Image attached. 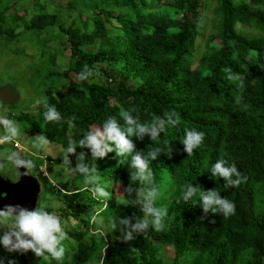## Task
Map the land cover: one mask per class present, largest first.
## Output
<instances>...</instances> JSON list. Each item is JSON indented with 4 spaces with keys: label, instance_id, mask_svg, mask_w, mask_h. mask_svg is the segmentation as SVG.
<instances>
[{
    "label": "trees",
    "instance_id": "obj_1",
    "mask_svg": "<svg viewBox=\"0 0 264 264\" xmlns=\"http://www.w3.org/2000/svg\"><path fill=\"white\" fill-rule=\"evenodd\" d=\"M77 6L68 1L63 9L71 13ZM104 6L96 8L90 20L78 14L67 26L56 25V13L41 10L24 20L18 33L14 27L24 17L10 15L15 26L5 30L7 39L29 34L40 38L43 47L57 33L67 43V60L73 62L72 69L49 72L48 78L61 76L63 84L52 82L57 85L46 84L42 91L43 99L60 112L61 121H45V109L39 105L30 127L59 147L56 156L45 161L61 165L70 139L78 142L110 116L123 123L122 110L131 111L141 123L175 110L179 124L169 126L159 140L133 138L138 151L146 154L159 147L166 154L150 162L159 195L165 196L162 200L158 196L156 205L168 206L165 228L158 232L150 227L124 242L123 229L118 225L112 231L108 222L133 214L142 217L139 206L117 205L111 195L104 208L103 201L80 187L73 195L76 202L70 200L60 209L62 220L87 224L91 211L100 213L104 225L90 222L85 230L66 229L69 239L63 242L62 261L45 260L31 251L10 254L2 245L0 259L4 264L9 260L28 264L34 259L40 264H264V0H111ZM3 19L0 12V26ZM54 27L56 32L43 38ZM96 40L95 52L82 49ZM84 65L98 74L95 79L71 80L68 72L78 77ZM229 67L243 77V87L239 80H228ZM185 129L205 133L203 143L190 156L180 143ZM80 152L86 153V163L91 161L90 149L77 147L76 153ZM221 157L234 162L246 182L225 190L222 178H212L208 171ZM69 159L74 168L76 155L70 154ZM123 160L113 152L95 161L101 183L111 194L116 186L117 198H126L124 189L130 183V168ZM41 165L36 160L39 177ZM163 178L168 180L166 186H162ZM73 181L84 184L80 175H74ZM190 182L205 190L218 189L221 197L235 204V214L227 218L205 214L199 203H192L198 197L185 204L182 196ZM51 190L53 196H60V190ZM163 247L171 248L168 262L160 258Z\"/></svg>",
    "mask_w": 264,
    "mask_h": 264
},
{
    "label": "clouds",
    "instance_id": "obj_2",
    "mask_svg": "<svg viewBox=\"0 0 264 264\" xmlns=\"http://www.w3.org/2000/svg\"><path fill=\"white\" fill-rule=\"evenodd\" d=\"M226 72L228 80H239V87H243V77L239 73H234L231 67L227 68ZM93 74V70L88 65H84L78 73V79L85 81ZM36 104L42 105L45 109L43 113L45 121H61L60 112L46 99H37ZM9 111V107L0 101V175L6 176L9 170L15 169L17 175L21 176L20 169L22 168L25 170L23 175H31L35 163L29 158L27 150H21L17 146L21 137V128L17 120L8 117ZM119 115L123 123H120L115 116H110L101 126L88 131L78 142L70 139L63 149L62 164L70 173L83 177V188L79 190L90 192L95 200L103 201L104 208H107L111 193L101 183V176L95 161L113 152L118 157L124 158L123 163L130 168V183L124 189L126 198L116 197V202L117 205L123 207L139 206V212L143 215L141 217L133 214L112 218L108 222V227L115 231L119 225L123 229L121 240L130 242L138 235L145 234L150 227L158 232L163 231L164 219L168 216L167 205L159 207L156 205L159 189L154 183V173L150 168V162L158 160L164 153L159 147H153L146 154L142 150L138 151L133 138L143 141L145 137H148L151 141H157L161 133H166L169 126L176 127L179 124V115L172 110L166 112L163 117L154 116L150 122L143 123L129 110H122ZM204 137L205 133L202 131L185 129L184 138L180 143L183 144V151L187 153V156L193 155L194 150L203 143ZM51 143L44 134H38L32 138V147L37 150H46ZM77 147L90 149V162H85L86 153H76ZM172 151L171 147V154ZM70 154L76 155L77 163L74 168L71 167ZM167 156L171 157V155ZM208 172L214 179H223L225 190L239 187L247 180L234 162L229 163L223 157L217 159ZM51 183L57 185L56 180H51ZM137 184L139 186L133 187ZM61 192L64 196H73L78 190L69 188ZM194 197H198V200L193 201ZM182 199L185 204L190 201H193V204L199 203L205 214L211 212L223 218L235 214V204L221 197L218 189L205 190L193 186L190 182L185 186ZM175 202L179 203V201ZM89 215L91 223L104 225V218L99 212L90 211ZM69 226L67 221L62 222L60 216L49 211L41 201H38L32 210L18 205H8L0 209V229L5 230L0 235V245L10 254H24L31 251L36 257L45 260L51 258L62 261L66 253L63 242L69 239L66 231ZM98 234L103 236L106 233L99 232ZM0 264H4L2 259H0ZM8 264H16V262L9 260Z\"/></svg>",
    "mask_w": 264,
    "mask_h": 264
},
{
    "label": "rangeland",
    "instance_id": "obj_3",
    "mask_svg": "<svg viewBox=\"0 0 264 264\" xmlns=\"http://www.w3.org/2000/svg\"><path fill=\"white\" fill-rule=\"evenodd\" d=\"M5 0H0L1 5ZM7 1V0H6ZM77 2V10L71 13L64 11L63 7L66 3ZM8 0L9 5L8 14H5L2 20V26H0V101L7 105L10 111L7 113L8 117L18 121L21 128V137L17 142V146L21 150H27L29 158L34 163L36 160L42 162V165L38 168L42 177H39L35 168L32 170L31 176L35 178L39 184L40 194L38 201H41L49 211L55 212L60 216L62 220V214L60 209H64L66 202H76L74 196H64L61 190L78 189L83 185H77L73 181L74 174L70 173L64 164L55 165L51 162H46L45 157L54 158L59 152V147L53 143L46 150H37L32 147V138L39 134L38 131L31 129V122L36 121V117L31 119V116H36V109L39 105L36 104L37 99H43L42 91L48 84L57 85V83H64L65 80L59 77H49V72H56L58 70L72 69L73 62L67 60L64 50L67 48V43L64 37L56 36L55 40H50L43 47L41 46L42 40L36 37H30L29 34H24L21 38L16 40L7 39L5 30H9L14 27L15 22H11L10 15L15 13L20 17H24L22 22H16L18 26L14 27V33L21 31V25L24 20H28L36 13L54 14L57 15V24H63L67 26L72 18L81 14L84 19L90 20L92 18V12L96 11V8L106 9L104 4L111 2V0ZM171 0H164V2H170ZM58 5V6H56ZM60 6V8H58ZM213 3H210L208 11L206 12L207 19L210 17L209 11L212 9ZM110 7V6H109ZM81 11V12H80ZM10 13V14H9ZM14 25V26H13ZM208 30L209 27L207 26ZM56 32L55 27L45 35L52 36ZM246 34H255L254 31L249 32L246 30ZM204 39L201 38L202 41ZM217 44V43H216ZM214 45V44H213ZM216 46V45H215ZM98 47V41L96 40L92 45H86L82 49L86 52H95ZM199 50V49H198ZM50 59V60H49ZM55 61V63H54ZM96 66V65H95ZM99 66L97 65L96 68ZM71 80L77 81L78 77L72 71L68 72ZM95 75H98L95 73ZM95 75L93 77L95 79ZM51 82V83H49ZM47 84V85H46ZM44 87V89H43ZM31 129V130H30ZM95 128H90L94 130ZM3 176L0 175V181ZM51 180H56L57 185H53ZM162 186L168 184V180L163 178L161 180ZM46 184H50L47 186ZM67 184V185H66ZM51 187L54 190H60V196L55 197L52 194ZM112 197L116 201V197L119 196L118 188L114 186L112 189ZM160 199H165L164 193L159 195ZM171 211V209H170ZM70 225L67 230L75 232V230H85L86 226H89L90 220L86 224L74 219L65 220ZM98 227V224H95ZM4 229H0V235H2ZM83 240V238H82ZM160 258L164 262L170 261L172 257V251L170 247H163L160 250ZM28 264H40L37 259L29 261ZM92 264V263H90Z\"/></svg>",
    "mask_w": 264,
    "mask_h": 264
},
{
    "label": "water",
    "instance_id": "obj_4",
    "mask_svg": "<svg viewBox=\"0 0 264 264\" xmlns=\"http://www.w3.org/2000/svg\"><path fill=\"white\" fill-rule=\"evenodd\" d=\"M20 171L21 176L17 175L15 169H11L0 181V209L18 205L32 210L37 205L39 184L31 175H23V168Z\"/></svg>",
    "mask_w": 264,
    "mask_h": 264
},
{
    "label": "flooded vegetation",
    "instance_id": "obj_5",
    "mask_svg": "<svg viewBox=\"0 0 264 264\" xmlns=\"http://www.w3.org/2000/svg\"><path fill=\"white\" fill-rule=\"evenodd\" d=\"M8 1V0H7ZM7 1L5 0L4 1V4L1 5V8H0V12L2 14V16H4L5 14H8V10H9V5L7 3ZM10 14V13H9ZM4 177V176H3ZM3 179V178H2ZM39 198V197H38ZM38 202V200H37Z\"/></svg>",
    "mask_w": 264,
    "mask_h": 264
}]
</instances>
